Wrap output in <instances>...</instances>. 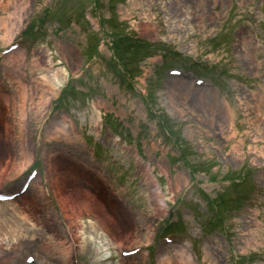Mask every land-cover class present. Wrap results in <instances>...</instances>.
I'll return each instance as SVG.
<instances>
[{"label":"rangeland","instance_id":"rangeland-1","mask_svg":"<svg viewBox=\"0 0 264 264\" xmlns=\"http://www.w3.org/2000/svg\"><path fill=\"white\" fill-rule=\"evenodd\" d=\"M113 2L98 0L94 6L93 0H0V54L47 8L55 11L33 41L28 40L25 51L0 55V189L6 193L19 189L22 175L35 163L30 155L36 143L40 153L36 163L55 204L69 218L77 241L92 244L89 250L82 248V264H91L96 254L101 260L112 257L104 264H121L116 254L120 240H127L126 249L143 246L139 229L152 230V239L153 231L171 216L175 199L181 194L189 199L188 169L175 160V146L113 65L109 46L103 61L89 67L91 73L79 87L94 90L64 101L67 113L49 122L65 72L69 76L78 71L104 39L97 30V7L99 18L109 20L103 28L106 34L126 35L131 42L149 46L136 49L123 42L116 52L132 74L136 91L152 96V111L167 120L188 149L185 160L207 170L198 173L200 179L216 181L203 183L192 196L194 210L202 216L195 212L191 216L184 212V219L174 216L187 233L179 245L158 247L153 261L142 253L125 264H186L178 252L182 247L191 264H234L233 258L239 256H252L246 264H264V0H120L114 14ZM15 31L18 36L13 38ZM190 59L230 71L233 77H220L218 88L194 87L195 69L184 67ZM168 67L188 71V78H163L160 73ZM196 70L202 72L201 67ZM19 72L31 80V97L29 92L19 96ZM8 91L13 94L5 106L2 97ZM8 108L14 111L7 131L1 119ZM61 166L76 167L81 173L63 176ZM254 169L259 197L245 210L230 213L247 188L227 190L221 180L249 175ZM222 192L219 200L226 205L219 206V212L225 226L201 235L212 215L203 195L213 200ZM111 222L120 225L117 232L100 230ZM56 223L50 202L35 187L17 202L0 205V264L22 262L29 254L41 264H58L43 252L52 245L58 251L66 248ZM32 230H39V235Z\"/></svg>","mask_w":264,"mask_h":264},{"label":"bare ground","instance_id":"bare-ground-1","mask_svg":"<svg viewBox=\"0 0 264 264\" xmlns=\"http://www.w3.org/2000/svg\"><path fill=\"white\" fill-rule=\"evenodd\" d=\"M19 23H20V20H19ZM52 80H55V77L52 76ZM51 80V79H50ZM43 82H46V78L43 79ZM58 83V80L54 81L52 83V85L54 86L55 84ZM52 92V90H50V93ZM43 99H44V104L46 103V98L44 96H41ZM2 99L4 100V102L8 101V97L6 96H3ZM24 101V98L21 100V102ZM40 101H43V100H40ZM1 116H2V112H1ZM64 129V128H63ZM26 159V158H25ZM15 161H17V159H14ZM24 160V157L22 158L21 157V161ZM26 164L28 162V160L26 161ZM25 164V165H26ZM24 167V164L23 165H17L15 166L14 168V172H17L19 168H22ZM60 170V173H62L63 176H67V177H70V178H74L75 176H77V173H81V169H77L76 167H71V168H68V167H60L59 168ZM20 171V170H19ZM92 184H95L94 181H92ZM93 189V188H92ZM95 201L101 203L102 199L99 197V198H96L94 199ZM93 216V215H91ZM67 220H69L68 217H66ZM120 222V221H119ZM120 224L122 225L123 223L120 222ZM69 227L72 228V224L71 223H68ZM120 226L119 224L117 223H114V222H111L109 223L107 226L104 225V226H100V230L103 231V232H106L108 229L109 231L115 233L119 230V228L117 227ZM124 225V224H123ZM108 227V229H107ZM38 231L39 230H32V234L37 237L39 234H38ZM44 232V231H43ZM108 232V231H107ZM45 233V232H44ZM44 233L41 232V234L44 236ZM142 233L144 234V240L139 242V243H143L144 245L145 244H148V242L150 241V230L149 228H144L142 230ZM140 233V234H142ZM46 234V233H45ZM43 239V238H42ZM52 245V244H51ZM65 245H66V248L64 250H61V251H58L57 248H55L53 245L52 246H49L48 248L44 249L43 252L46 253V256L49 258V256L51 257L50 259L54 260V261H57L58 264H71L72 263V256L75 255V249L78 247L79 249V252H82V248L84 247L85 249L89 250L90 247H91V243L86 241L84 242L83 244L82 243H79L77 241V238L75 237V235H73V237H71L69 240H65ZM136 245V244H135ZM117 249L120 248L119 244H117ZM179 256L180 258H182L183 262L186 263V264H191L190 262V259L188 256L185 255L184 251L182 250H179ZM101 257V256H100ZM99 257L98 254L95 255L94 258H92L93 260L91 261V264H104V261L105 260H101V258ZM70 258V260H69ZM15 261V259H14ZM127 260H121V264H125ZM165 263L168 264V261H165ZM6 264V263H5ZM7 264H18L16 262H13V261H10L9 263ZM32 264H41L37 259L36 257L34 258V261Z\"/></svg>","mask_w":264,"mask_h":264}]
</instances>
